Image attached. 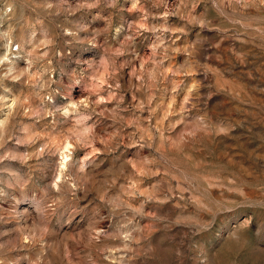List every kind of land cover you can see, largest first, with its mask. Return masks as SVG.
<instances>
[{
  "label": "rangeland",
  "instance_id": "rangeland-1",
  "mask_svg": "<svg viewBox=\"0 0 264 264\" xmlns=\"http://www.w3.org/2000/svg\"><path fill=\"white\" fill-rule=\"evenodd\" d=\"M0 264H264V0H0Z\"/></svg>",
  "mask_w": 264,
  "mask_h": 264
}]
</instances>
